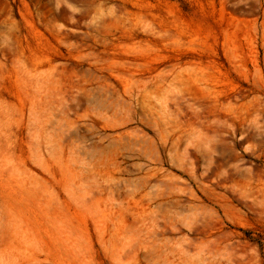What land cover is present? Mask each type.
Instances as JSON below:
<instances>
[{"label":"rangeland","instance_id":"1","mask_svg":"<svg viewBox=\"0 0 264 264\" xmlns=\"http://www.w3.org/2000/svg\"><path fill=\"white\" fill-rule=\"evenodd\" d=\"M0 264H264V0H0Z\"/></svg>","mask_w":264,"mask_h":264},{"label":"bare ground","instance_id":"2","mask_svg":"<svg viewBox=\"0 0 264 264\" xmlns=\"http://www.w3.org/2000/svg\"><path fill=\"white\" fill-rule=\"evenodd\" d=\"M171 104H172V106H171ZM168 108H169L168 111H170L172 113L171 114L172 116L170 119H167L165 121V123L166 124H172L173 126H179L180 123L182 122L183 118L188 117V116H192V115L196 116V114H197L194 111V105L190 103V100L186 99L184 96H181L178 94H175L172 96L171 102H170V104H168ZM191 139H193V138H191Z\"/></svg>","mask_w":264,"mask_h":264}]
</instances>
